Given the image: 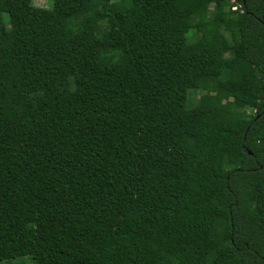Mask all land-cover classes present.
Returning a JSON list of instances; mask_svg holds the SVG:
<instances>
[{"label":"trees","instance_id":"trees-1","mask_svg":"<svg viewBox=\"0 0 264 264\" xmlns=\"http://www.w3.org/2000/svg\"><path fill=\"white\" fill-rule=\"evenodd\" d=\"M21 256L264 264V0H0V261Z\"/></svg>","mask_w":264,"mask_h":264},{"label":"rangeland","instance_id":"rangeland-1","mask_svg":"<svg viewBox=\"0 0 264 264\" xmlns=\"http://www.w3.org/2000/svg\"><path fill=\"white\" fill-rule=\"evenodd\" d=\"M34 4L36 5H40V6H45L46 5V0H33ZM204 90H196L191 94V99L196 102L198 100L199 94L203 93ZM230 104V100H225L223 102V106L224 107H228V105ZM0 264H33L32 259L30 258V256H21V257H17V258H13V259H9V260H1Z\"/></svg>","mask_w":264,"mask_h":264},{"label":"built area","instance_id":"built-area-1","mask_svg":"<svg viewBox=\"0 0 264 264\" xmlns=\"http://www.w3.org/2000/svg\"><path fill=\"white\" fill-rule=\"evenodd\" d=\"M238 6H239V4H238V5L233 4V6H232L231 8H232V9H236Z\"/></svg>","mask_w":264,"mask_h":264}]
</instances>
